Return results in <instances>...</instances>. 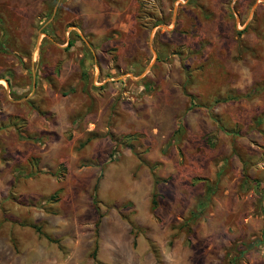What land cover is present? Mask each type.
<instances>
[{
  "label": "rangeland",
  "instance_id": "rangeland-1",
  "mask_svg": "<svg viewBox=\"0 0 264 264\" xmlns=\"http://www.w3.org/2000/svg\"><path fill=\"white\" fill-rule=\"evenodd\" d=\"M263 211L264 0H0V264H264Z\"/></svg>",
  "mask_w": 264,
  "mask_h": 264
},
{
  "label": "crops",
  "instance_id": "crops-1",
  "mask_svg": "<svg viewBox=\"0 0 264 264\" xmlns=\"http://www.w3.org/2000/svg\"><path fill=\"white\" fill-rule=\"evenodd\" d=\"M23 103H26V101H24ZM39 127L42 128L43 124L40 123ZM41 128L39 130H37L39 132V135H45L44 133H42V132H45V131H43L45 129H41ZM29 130H33V129L30 128ZM46 143H47V147L46 148H43L44 146L42 145L43 147H41V148L40 147L39 148L35 147V149H33V154L38 156L39 158H42V160L44 159L45 155H46V157L49 156V157H52V158H54L55 155H56V153H55L56 151L54 149H52L51 145L49 144V140H46ZM36 144L38 145V143H36ZM42 160L40 162H42Z\"/></svg>",
  "mask_w": 264,
  "mask_h": 264
},
{
  "label": "trees",
  "instance_id": "trees-1",
  "mask_svg": "<svg viewBox=\"0 0 264 264\" xmlns=\"http://www.w3.org/2000/svg\"><path fill=\"white\" fill-rule=\"evenodd\" d=\"M8 82V81H7ZM248 97H250V94L248 95V94H245V95H243L242 97H231V96H228L227 98H225V100H227V99H229V100H231V99H239V98H248ZM263 216H264V211H263ZM260 243L261 244H264V227H263V229H262V231H261V234H260ZM246 248H250V245H247V247Z\"/></svg>",
  "mask_w": 264,
  "mask_h": 264
}]
</instances>
